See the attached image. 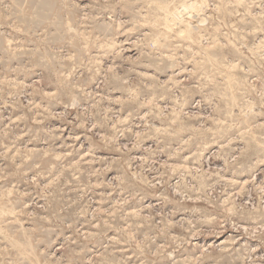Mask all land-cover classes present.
I'll use <instances>...</instances> for the list:
<instances>
[{
  "label": "rangeland",
  "instance_id": "rangeland-1",
  "mask_svg": "<svg viewBox=\"0 0 264 264\" xmlns=\"http://www.w3.org/2000/svg\"><path fill=\"white\" fill-rule=\"evenodd\" d=\"M0 264H264V0H0Z\"/></svg>",
  "mask_w": 264,
  "mask_h": 264
},
{
  "label": "bare ground",
  "instance_id": "bare-ground-1",
  "mask_svg": "<svg viewBox=\"0 0 264 264\" xmlns=\"http://www.w3.org/2000/svg\"><path fill=\"white\" fill-rule=\"evenodd\" d=\"M198 1H199V0H198ZM198 3H199V2L192 3V4H188V5H185V4H184L183 9H181V11H182V10H183V11H186V12H187L186 14H189L188 16H190V15H191V12H194V10L192 11V9H193V8H198V6H199ZM200 3H201V2H200ZM197 5H198V6H197ZM197 10H198V9H197ZM181 11L178 10V11H177V14H176V13L174 14V15H175V18H182V17L184 16V15H182V13H180ZM170 12H171V11H170ZM179 13H180L181 15H180ZM174 15H173V16H174ZM200 15H201V14H200ZM201 18H202V17H200L199 19L201 20ZM203 19H204V18H203ZM203 19H202L200 22H204ZM191 23H192V22H191ZM181 27H182V26H181ZM184 31H185V30H184ZM181 32H182V31H181ZM178 33H179V32H178Z\"/></svg>",
  "mask_w": 264,
  "mask_h": 264
}]
</instances>
